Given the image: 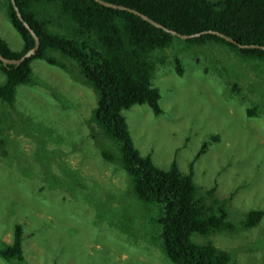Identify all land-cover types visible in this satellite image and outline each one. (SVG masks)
Segmentation results:
<instances>
[{
	"label": "rangeland",
	"instance_id": "rangeland-1",
	"mask_svg": "<svg viewBox=\"0 0 264 264\" xmlns=\"http://www.w3.org/2000/svg\"><path fill=\"white\" fill-rule=\"evenodd\" d=\"M4 4L0 36L19 50ZM152 58L163 112L146 104L123 111L134 145L159 168L175 160L187 172L207 142L193 181L200 191L215 185L219 198L230 196L225 208L237 228L194 240L211 242L236 264H264V216L251 228L239 223L264 201V64L221 43L181 38ZM62 61L65 68L32 60L33 82L17 86L12 105L0 102V240L10 242L14 224H22L20 264H171L158 244L157 212L101 157L109 141L91 121L93 89ZM253 105L257 114L249 116Z\"/></svg>",
	"mask_w": 264,
	"mask_h": 264
},
{
	"label": "trees",
	"instance_id": "trees-1",
	"mask_svg": "<svg viewBox=\"0 0 264 264\" xmlns=\"http://www.w3.org/2000/svg\"><path fill=\"white\" fill-rule=\"evenodd\" d=\"M133 8L181 34L217 30L243 44L264 45V0H104ZM23 19L39 37V47L18 65L0 60V102L12 105L19 85L33 82L31 61L44 60L65 68L62 59L75 65L83 83L95 93L91 121L109 141L101 157L116 163L130 179L132 195L155 209L154 222L160 228L158 244L171 264H236L230 255L211 242L199 243L194 235L208 236L235 230L225 208L227 198H219L216 187L200 191L192 178L193 164L206 151L207 142L189 162L188 171L172 160L168 168L156 166L150 154L142 155L133 143L124 110L148 105L154 115L163 110L158 87L152 83L153 53L179 38L127 10L106 7L96 0H15ZM4 13L21 38L19 50L0 36V53L20 58L34 46L29 30L18 18L10 0ZM180 39V38H179ZM188 44H224L244 60L264 64L261 48H239L216 34L183 39ZM55 54H58L56 56ZM177 71L180 63L176 59ZM258 106L246 109L257 114ZM263 206L247 211L242 228L257 225ZM0 259L7 264L24 263L23 226L15 223L10 242L0 240ZM27 264V263H26Z\"/></svg>",
	"mask_w": 264,
	"mask_h": 264
},
{
	"label": "water",
	"instance_id": "water-1",
	"mask_svg": "<svg viewBox=\"0 0 264 264\" xmlns=\"http://www.w3.org/2000/svg\"><path fill=\"white\" fill-rule=\"evenodd\" d=\"M11 1V4L18 16V18L22 21L23 25L29 30L33 40H34V46L32 48H30L27 52H25L20 58H16V59H13V58H8V57H5L4 55H2L0 53V60L2 61V63L4 65H7V64H14V65H18L22 60L30 57L32 54L35 53V51L38 49L39 47V37L36 35V33L34 32V30L30 27V25L23 19L20 11L18 10L17 6H16V3H15V0H10ZM98 3L106 6V7H111V8H116V9H120V10H127L129 12H132L138 16H140L142 19L148 21L149 23H151L152 25L158 27V28H161L163 29L164 31L174 35V36H177L181 39H187V38H191V37H197V36H200L202 34H207V33H211V34H216L222 38H224L226 41L228 42H231L233 44H236L239 48H261L264 50V45H259V44H243V43H240L238 41H236L235 39H233L231 36H228L220 31H217V30H211V29H208V30H203V31H200V32H196V33H192V34H181V33H178L177 31L175 30H172L170 28H167L165 27L164 25L154 21L153 19L149 18L147 15L133 9V8H129V7H126V6H123V5H120V4H116V3H112V2H107V1H104V0H96Z\"/></svg>",
	"mask_w": 264,
	"mask_h": 264
}]
</instances>
